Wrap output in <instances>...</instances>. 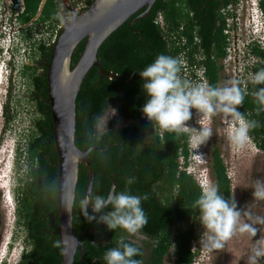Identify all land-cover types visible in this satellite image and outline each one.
<instances>
[{"label": "trees", "instance_id": "16d2710c", "mask_svg": "<svg viewBox=\"0 0 264 264\" xmlns=\"http://www.w3.org/2000/svg\"><path fill=\"white\" fill-rule=\"evenodd\" d=\"M42 1L23 0V9L18 13L12 12V15L19 24L26 25L35 18ZM192 3L193 0H157L146 17L131 23L143 10L136 13L103 43L97 56L107 71L116 73L123 80L103 76L93 67L82 83L76 101V145L83 151L91 149L88 157L94 171L92 193L105 196L115 184L117 192L146 196L142 207L148 223L139 233L145 237L140 244L131 240L123 229L108 230L106 225L95 220L89 222L79 207H74L73 231L83 244V257L78 251L74 264H106L104 254L117 247L121 239L140 248L142 254L134 258L141 260L142 264H165L170 253L174 255V264H194L197 259L194 242L199 233L197 220L190 209L200 194V182L187 170L189 135L161 132L158 126L147 120L141 109L148 97L142 90L140 77V71L160 54L179 57L184 51L189 64H195V54L201 46L206 52L201 61L206 68V76L211 86H217L219 67L210 59L209 53L212 42L204 35L201 36V44L196 41L197 24ZM159 13L164 17L167 31L156 23ZM61 22L59 1L46 0L34 24H49L52 28ZM183 24L185 30L181 32ZM216 45V56L218 60L223 59L226 41L220 34ZM83 48L84 41L73 54L72 68ZM51 49L43 42L37 44L34 59L49 60ZM22 76L29 79L30 97L36 102L38 118L34 120L26 148L22 149L19 144L16 148L15 217L16 225L26 233L25 248L17 264H63L58 231L59 162L47 78L38 73L30 62L24 64ZM115 101L120 103V115L137 120L138 124L108 126L100 130L101 118ZM9 103L10 99H7L2 108L5 131L13 120L8 112ZM257 108L250 94L239 111L247 119L259 122L249 135L264 156V111L258 112ZM209 154L208 170L212 182L218 185L226 199L233 197L231 178L221 151L214 146ZM130 177H135V180L129 185L127 179ZM87 180V169L80 164L75 192L77 203L85 195ZM89 213L92 214L91 209ZM56 242H59L58 247Z\"/></svg>", "mask_w": 264, "mask_h": 264}, {"label": "clouds", "instance_id": "9594fccd", "mask_svg": "<svg viewBox=\"0 0 264 264\" xmlns=\"http://www.w3.org/2000/svg\"><path fill=\"white\" fill-rule=\"evenodd\" d=\"M3 22L4 16L0 15V32L3 31L1 29ZM183 63L180 57L160 54L154 62L140 71L143 81L142 90L148 97L141 110L147 120L152 125L158 126L161 132L188 134L190 147L201 156L199 162L206 165L208 176L209 155L206 150L200 153L199 149L207 144L213 132L212 128L206 124H201L197 129L191 128L188 122L192 120L193 112L194 116L198 113L204 118H211L218 114L229 118L234 126L227 132V139L237 153L244 151L250 140L261 151L249 135L251 130L259 126V122L247 119L239 111L247 95L241 88L239 80H229L222 86L193 83L182 78ZM11 64H13L12 61L9 62V66ZM250 79L253 85L260 86L252 93L258 105L257 111H264V68L252 74ZM112 112L114 114L115 110L112 109ZM14 159L16 166V153ZM134 180L135 177H130L127 183L130 185ZM16 186L17 177L15 176L11 191L12 200H15ZM199 188L200 194L190 210L194 214L193 218L203 228L200 237L203 249L209 252L221 250L226 242L236 236L254 239L261 228H264V215H256L250 209L238 207L234 196L226 199L220 193L218 185L210 179L200 183ZM252 189L253 200L264 201V180L257 179ZM145 199H147L146 196L132 195L127 191L112 190L105 196L89 192L83 195L78 203L75 199L66 203L65 211L68 212L78 206L89 222L95 220L97 223L106 225L108 230L120 228L130 236H136L148 223L142 207V200ZM89 208L92 214L89 213ZM55 246L58 247L59 242H56ZM141 254L139 247L121 239L117 247L106 251L103 260L106 264H142L141 260L134 258ZM261 260H264V236L259 235V238L254 239L249 250L246 264H260Z\"/></svg>", "mask_w": 264, "mask_h": 264}, {"label": "rangeland", "instance_id": "374dc122", "mask_svg": "<svg viewBox=\"0 0 264 264\" xmlns=\"http://www.w3.org/2000/svg\"><path fill=\"white\" fill-rule=\"evenodd\" d=\"M11 4L10 0H0V15L4 16L1 27L3 31L0 32V62L4 61L0 64V264H4L5 261L6 264H17L25 248L26 233L16 225V203L11 198L16 176L14 158L18 144L22 149L26 148V143L33 131L34 120L38 118V112L35 100L30 97L29 79L22 76V70L25 63L33 62L36 56L34 47L43 40L46 43L51 40L47 31L51 29L49 24L29 26L28 23L22 27L12 15ZM11 61L13 64L9 66ZM7 99H10L8 112L13 116V120L5 131L6 120L5 115L2 114V108ZM112 109L114 107L101 118L100 130H105L108 126L121 127L131 123V120L119 116L116 109L113 114ZM188 123L193 129L199 128L201 124L212 128L211 139L206 145L201 146L199 152L206 150L210 156V150L217 146L231 178L232 196L239 207L250 209L256 215H264V201H255L252 197V186L257 179L264 180L263 153L251 140L244 151L237 153L227 139V132L234 125L223 114L204 118L198 113L194 116L193 112V118ZM189 152L188 172H191L200 183L211 180L210 175L207 174L206 165L199 162L201 156L191 149L190 144ZM11 200L12 204H10ZM197 230L199 238L194 242V249L198 255L194 264H246L254 239L259 238V235L264 236V228H261L254 239L236 236L226 242L223 249L209 252L201 247L200 237L203 228L198 221ZM130 239L142 244L145 237L138 234L130 236ZM262 262L263 260L260 264ZM165 264H174L173 253L166 256Z\"/></svg>", "mask_w": 264, "mask_h": 264}, {"label": "water", "instance_id": "95a60500", "mask_svg": "<svg viewBox=\"0 0 264 264\" xmlns=\"http://www.w3.org/2000/svg\"><path fill=\"white\" fill-rule=\"evenodd\" d=\"M12 11L23 9V0H10ZM46 0H43L32 25L40 16ZM59 3L70 8L67 0ZM157 0H90L85 10L70 9V18L61 17L62 28L51 57L47 60V86L50 113L53 119L54 143L58 153V205L59 239L63 264H74L77 252L83 257V244L73 231V208L65 211V204L75 199L79 180L80 164L87 169L88 180L85 194L94 185V171L88 157L91 149L83 151L76 145V101L88 72L96 67L111 79L122 81L116 73L107 71L98 60V51L103 43L136 13L134 21L146 17ZM160 14V13H159ZM25 26V25H24ZM84 48L76 65L72 68V57L81 42ZM117 190L114 184L110 191ZM118 192H120L118 190ZM91 209V208H89Z\"/></svg>", "mask_w": 264, "mask_h": 264}, {"label": "flooded vegetation", "instance_id": "af4514ba", "mask_svg": "<svg viewBox=\"0 0 264 264\" xmlns=\"http://www.w3.org/2000/svg\"><path fill=\"white\" fill-rule=\"evenodd\" d=\"M67 1L70 8L60 3V15L70 18L72 12L70 9L78 10L77 5L80 0ZM90 4V0H86L80 10L87 9ZM192 6L193 16L197 24V30H195L196 41L201 44V36L204 35L212 42L209 53L210 59L219 67L217 70V86H222L229 80H239L241 88L247 93L245 96V99H247L248 95L260 87L251 83V75L264 68V0H193ZM184 30L185 25L183 24L180 31ZM220 30H222V33H220ZM218 34L225 38L226 54L228 48L233 47L235 56L228 62H224V58L218 60L216 56V38ZM183 42H185L184 37ZM197 54L201 56L202 60L206 57V52L201 46L198 48ZM30 64L37 69L38 73L46 77L47 58L41 61L40 57H37ZM204 78L206 81H200L211 85L206 72ZM119 106L118 101L113 102L109 105L106 113L114 107L121 116ZM135 124H138V121L131 120L129 125Z\"/></svg>", "mask_w": 264, "mask_h": 264}, {"label": "built area", "instance_id": "2783aa9c", "mask_svg": "<svg viewBox=\"0 0 264 264\" xmlns=\"http://www.w3.org/2000/svg\"><path fill=\"white\" fill-rule=\"evenodd\" d=\"M85 1L86 0H80L79 1V4L77 5L78 10H80L84 6ZM156 23L159 24L161 27H163L164 31H167V29H165L164 17L161 13L158 14V16L156 18ZM61 28H62V22L55 24L50 30H47V31H49L48 37H51V40L48 41L47 43L44 42V40H43V43H45V45L48 47H52L58 39ZM234 56L235 55H234L233 47H229L227 54L224 57V62H228L229 60L233 59ZM179 57L182 58V60L184 62L183 68L181 71L182 78L187 79L189 81L199 82V83H202V81H206L204 78L206 68L201 63V60H202L201 56H199L198 54H195V61L196 62L193 65L189 64L186 52L181 53ZM200 80H202V81H200Z\"/></svg>", "mask_w": 264, "mask_h": 264}]
</instances>
